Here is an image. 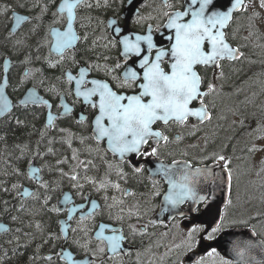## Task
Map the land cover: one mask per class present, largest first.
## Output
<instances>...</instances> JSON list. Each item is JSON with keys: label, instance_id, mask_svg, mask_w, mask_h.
I'll list each match as a JSON object with an SVG mask.
<instances>
[{"label": "snow or ice", "instance_id": "obj_1", "mask_svg": "<svg viewBox=\"0 0 264 264\" xmlns=\"http://www.w3.org/2000/svg\"><path fill=\"white\" fill-rule=\"evenodd\" d=\"M49 5L55 9L52 11V23L44 34V42L48 46L46 59L49 67L56 68L69 61L75 64V52L78 43L82 39H87V35L81 36L77 28L80 22V13L84 8H91L92 5L88 3V0H48V4L41 9V17L49 11ZM105 6H107V0H105ZM166 6L169 5L166 3ZM260 7L264 8V0H260ZM246 8L245 0H230V6L224 10H214L213 0H185V7L182 11L164 14L167 17V23L163 27L173 33L168 37L172 41L168 48H157L153 43L151 34L136 35L134 39L128 35H122L123 29L118 26V18L110 19L107 26L112 30L115 37L110 41V46L117 47L119 45L120 56L123 59L118 61L114 67H104L102 70L105 71L106 75L112 76V79L116 81L117 88H131L133 94L129 95L114 90L107 81L88 79L89 73L93 70L92 65L80 67L75 74L71 70L62 74L66 84L74 85L68 94L74 95L77 101L95 110L94 118L91 121V136L81 138V143H84L85 139L94 142V146L88 149L89 155L93 152L99 154L103 150L104 153L110 152L114 157H118L121 163L129 154H135L137 157L157 158L155 171L150 175L154 188L159 183L157 177L167 185L162 198V212H167L169 208H176L188 200L197 203L206 201L208 196L197 194V186L200 184H210L217 187L227 186L229 190L232 187L231 160L225 155L213 153L210 156H205L201 159L199 166L196 167H193L192 162L187 159H172L170 163L161 160L159 158V145L162 142L165 145L170 142L178 143L183 137L177 135L173 141H170L169 137L163 131L156 130L154 125L159 122L165 126L175 124L183 127L192 122L191 127L196 129L198 125L211 120L212 117L205 98L215 91V87L209 83L207 90H202L203 77L197 68L201 66L204 68H221L222 61L239 59L242 53L229 45L223 29L229 25L234 11L246 10ZM11 19L13 23L9 32L10 37L15 36L22 25L32 23L30 16L15 12ZM80 27L83 25L80 24ZM35 31V26L29 29V32ZM142 43L146 44L149 55L142 56ZM26 46L25 40L16 39L13 49L19 50ZM153 49H155V56L154 59H151L150 54ZM70 53L71 55H69ZM132 57H138L139 60H132ZM166 57L168 58L167 70L165 66H162L166 63ZM30 62L31 59L27 56L21 61L22 64ZM10 66L11 60L4 59L3 72L5 74L8 73ZM96 67L101 68L99 65ZM117 70H119V74L115 75ZM38 71V69L25 68L21 76V84L33 79ZM220 74L223 75L222 72ZM6 86L7 76L5 75L3 82H0V117L10 115L13 108L17 107L42 105L49 110L52 108L49 100L39 96L35 89H29L26 95L14 104L5 94ZM49 91H55V89L52 88ZM57 96L60 98L59 107L62 112L55 115L51 111L48 112L46 129L53 128L55 120L69 115L73 111L72 107L65 102L63 94L57 93ZM86 120L87 117L81 115L78 123L84 124ZM17 123L22 122L18 120ZM61 131L64 130L61 129ZM41 135L43 136L44 133ZM68 143L71 147L70 140ZM102 144L106 145L103 149H101ZM254 150L255 148L249 149V151ZM48 152L55 154L52 148H49ZM36 155L42 156L43 154L37 152ZM183 155L187 156V153H183ZM100 158L103 159L104 157L101 156ZM72 159H77L76 150H73ZM204 161H209V163ZM63 163H66V160L57 161V165ZM128 163L134 173L140 174L145 171L142 165L132 164L130 160ZM90 165L94 166L91 160L80 161L78 167L83 166L87 169ZM108 168L110 170L108 175H110L111 163L108 164ZM45 169L51 171V165L44 164L41 167H36L34 162L29 160L27 171L20 172L18 169L14 171L17 175H22L28 181L35 183L36 191L21 188L18 184H13L12 189H19L17 191V196L20 198L18 211L35 217L44 209H48L57 216L63 215L65 217L57 221L58 232L49 233L43 241L44 244L63 241L67 245L66 248L61 247L60 251L43 257L48 264H57V262L58 264H97L98 256L105 257L100 261V264H113L118 257L126 254L127 250L124 248V243L130 235L133 237L137 233L144 235L148 226L155 223V221H149V225H144L139 230L129 225V232L126 234L122 226L124 210L121 208L119 215H113L111 212V209L122 201H117L115 197H112L113 202L109 204V198L105 195L103 197L105 204L102 206L96 200L83 195L84 184L80 183V175L75 169L71 173H65L62 169H58V171L61 178L68 177L71 188L76 191V195L80 196L83 202L77 204L70 192H61L57 203L48 208L49 202L56 198L55 194L60 191L61 185L59 181L45 180L41 175ZM116 174L121 178L125 175L120 168L116 170ZM84 180L87 184L92 185L96 192H107L110 187L120 191V185L107 178L98 181L95 177L85 176ZM131 194L127 191L124 192L126 196ZM154 195L160 196L161 192L157 190ZM41 199L39 209L29 208L27 201L40 202ZM229 204H231V200L226 202L225 207ZM105 208L109 210L108 218L120 223L121 227L100 223L93 230L90 225H95L96 219L104 216ZM193 210L198 211V209ZM8 211L5 207L4 212ZM134 214L139 215L138 213H128L129 217ZM18 219L19 217L16 215L11 216L13 222ZM225 220L226 216L222 212L215 226L212 227L208 239H212V234L222 230L225 226ZM73 221H75V227L72 226ZM239 223L246 225L248 221L241 220ZM26 227L34 229V232L23 233L28 242L35 239L36 232L41 235L45 232L44 225L39 221L30 220ZM203 230L199 225L189 230V248L192 247L191 242L194 241L195 235ZM21 232L22 229L19 227L12 229L0 222V233L12 234L13 239L17 242ZM69 233L72 235L70 236ZM256 235L257 233L253 229L252 236L255 237ZM7 242L12 243V240ZM19 246L17 243V247ZM39 247L37 246V256L33 257V260L39 258ZM257 249L260 253H264V240L254 242L249 239L244 241L243 245H236L233 249L237 257L235 264H264V258L257 260L254 255ZM15 253L16 249L14 248L13 255ZM7 257L8 253L5 251L0 256V264ZM222 264H234V262L222 260Z\"/></svg>", "mask_w": 264, "mask_h": 264}, {"label": "flooded vegetation", "instance_id": "obj_2", "mask_svg": "<svg viewBox=\"0 0 264 264\" xmlns=\"http://www.w3.org/2000/svg\"><path fill=\"white\" fill-rule=\"evenodd\" d=\"M109 1L110 0L107 1V4H110ZM129 1L131 0H114L111 2L112 8H106V10L102 12V10L104 9H101V7L102 5H105L104 0H88V3H90L92 7L84 8L81 11L80 22L77 25L80 35H87V39H82L78 43L77 50L75 52V64L69 61L65 62L61 66H57L60 73V76L58 77L59 79L53 78L50 81L47 78L45 79V76L41 78L40 69L37 68V65L43 63L35 62L30 58V63L22 64L21 61H23V56H20V58L18 59V56L15 55L16 59H18V62L12 59L13 66L9 72L8 84L9 93L13 88L17 87V85L21 83V76L23 75L25 68H30L33 70L38 69L39 71L36 72L33 79L27 82V85L34 83H38L40 85V93L44 99L49 100V102L52 104V108L50 109V111L54 115L62 112V109L59 107L60 98L59 96H57V93L63 94L65 102L73 109L72 113H70L69 115L55 120V126L50 129L45 128L48 108L40 106L38 108H32L33 110H31L32 113L35 111L40 112L39 117H36L34 115L31 116V120H33L34 123L36 122L37 124L36 128H34V132H37V134L35 135V138L34 136L32 137L33 146L46 149L49 145L55 153L53 155L49 152L46 153V151L39 152L43 155L37 159L38 167L47 164L51 165L52 169L51 171L45 169V171L41 173V175L45 180L59 181L61 185L60 191L55 194L56 198L49 202L48 208H51L52 205L57 203V199L59 198L61 192H70L73 196L74 202L77 204L83 202L81 197L76 195V191L71 188V182L69 181L68 177L61 178L60 172L58 171V169H62L65 173H71V171L75 169L78 173H80V183L84 184L83 195L89 196L91 199L96 200L102 206L105 204V201L103 199L105 195H107L109 198V204L113 202L112 197H115L117 201H122V203H118L116 207L112 208L111 212L113 215H119L121 208L124 210V220L122 226L126 234L129 232V225L139 230L144 225H149V221H153L156 213L158 212L163 193L166 191L167 187L164 181H162L161 179H157L159 177L156 178L159 183L157 184L156 188L153 187L150 171L152 172L154 170L157 158L137 157L135 154H129V156L126 157L125 161L121 163L118 157H114L110 152L104 153L103 150H101L99 154L93 152L91 155H89L88 149L89 147L94 146V142L90 139H85L84 143H81V138H88L91 136V121L94 118L95 110L90 106L77 101L74 95L68 94L69 90L73 88L74 85L66 84L63 81L62 74L67 70H71L73 74H75L80 67H87L88 65H92L93 70L89 73L88 79L104 80L109 82L114 90L121 91L129 95L133 94V89L131 88H117L116 81L112 79V76L106 75L105 71L102 70L104 67H114L118 61L123 59L120 56V46H110V41L115 39V37L112 30L108 28L107 22L110 19L118 18V26L123 29L122 35H128L131 39H134L136 35L151 34L153 43L157 48H168L170 47V44L163 46L164 41L160 36L163 25L167 23V17L164 14L167 12L182 11L184 9V1L167 0L166 2H164L163 0H145L139 6L137 15L128 23V29L126 30L124 29L126 23L122 15ZM166 3L169 6H166ZM97 4H99V6H97ZM27 14L30 15L31 18H33L29 12ZM80 24H82L83 27H80ZM241 24L242 22L240 15L235 16L232 25L236 26V32L241 28ZM25 25H23L21 29L15 34V38L24 37ZM106 45L108 46L106 47ZM141 48L143 49L142 56L149 55V53L147 52L146 44L142 43ZM69 55H71V53ZM154 56L155 49H153L152 53L150 54V58L154 59ZM131 59L139 60L138 57H132ZM165 61V65L162 66H165L167 70V60ZM97 65L101 66V68L98 69L96 67ZM50 69L55 70L56 68ZM114 74L118 75L119 70H117V72ZM212 75H214V73L210 71L208 79H210ZM201 87L202 90L206 89V87ZM52 88H54L55 91H49V89ZM205 99L211 117L213 116L214 118L212 117L210 121H205L203 124L198 125L196 129L191 127L192 122L183 127L177 126L175 124H169L168 126H165L163 123L159 122L154 125V128L156 130L163 131L164 134L169 137L170 141H173L177 135L183 137V139L178 143L170 142L165 145L162 142L159 145V158L165 163H170L172 159H187L192 162L193 167L199 166L200 161L203 157L211 155V146L213 147V144L215 143H219L218 148L215 149L213 147L215 152L225 155L231 160V162L234 160H239L241 158L239 156L240 153L232 150L231 146L235 145V142L237 140L241 138L243 139L245 135H248H243V133L247 129V126L244 125L243 127H238L237 131H235V129L221 128V121L226 117L222 116L224 114L220 115L221 111L217 110L218 107L214 101H211L210 96H207ZM81 115L87 117V120L84 122V124L78 123L79 117ZM228 119L230 120V122L233 121L230 118ZM61 129H63L64 131H61ZM252 132L256 134V129H253ZM41 133H44V135L42 136ZM69 140L71 142V147H69ZM35 141L37 142V146L35 144ZM212 141L215 142L212 144ZM104 147H106V145L102 144L101 149H103ZM73 150H76L77 152L76 160L72 159ZM183 153H187V156H184ZM101 156H103L104 158L101 159ZM58 160H66V163L57 165ZM89 160L92 161V164L94 166L90 165L87 169H85L83 166L78 167L80 161L87 162ZM129 160L132 164H135L137 166L142 165L145 171L140 174L134 173L132 171V167L128 163ZM204 162L209 163V161ZM109 163H111L112 165L110 175H108L110 171L108 168ZM118 168L122 169L125 173L122 178L116 174V170ZM85 176L95 177L98 181L105 178L110 179L113 183H117L120 185V191H116L115 189L110 187L107 192H96L93 190L92 185L85 182ZM25 186L29 187L33 191H36L35 188H37L35 183L31 181L26 182ZM157 190L161 192L160 196L154 195V192ZM125 191L132 194L126 196L124 195ZM41 202L42 199L40 202H33L31 200L27 201L30 209H39ZM206 202L207 201L197 205L195 209H198V211H194V215H197L201 212ZM19 205L20 198L16 193L15 198H13V204L11 206L14 212L16 211V216L21 219L20 214L23 212L18 211ZM186 206L187 204L182 206V208L185 209ZM108 211L109 210L105 208L104 216L98 217L96 219L95 225H90L93 230H95V227H98L100 223H108L114 227H121L120 223L112 221L108 218ZM129 212L138 213L139 215L134 214L129 217ZM40 213L42 214V216H45V218H47L48 222L45 227L44 239H46L49 233L58 232L59 225L57 224V221L60 219H64L65 217L63 215L57 216V214L48 211V209H44ZM187 220L188 218L184 217L181 219H175L169 223L155 222L154 224L148 226L147 232L144 235H140L139 233H137L134 237L130 235L129 239L124 243V247L129 248L130 250L121 257H118L113 262V264H140L137 260V257L149 245L150 241L157 238L159 235L161 236L163 233H166L169 230L173 231L175 230V228H182L183 224ZM72 226H76L75 221L72 222ZM190 229L185 231L189 232ZM186 234L188 236V233ZM69 235L71 236L72 234L69 233ZM10 239L12 240V243L7 242ZM20 241H26L24 236H20L18 242L17 240L13 239V236H2L0 237V249L5 250L13 246V249H16V253L13 256L15 258L20 257L21 259V262L18 264L37 263V259H32L33 257H35V253H37V251L34 250V247H32L30 243L27 244V247L25 249L26 258L24 257V253L19 252V248L15 245L17 243H20ZM40 245L41 248L38 252V256L40 257L38 258L40 264H48V262L45 261L43 257L60 251L61 247H67V245H65L63 241H53L47 244H44L42 242ZM24 248L25 247L23 246L22 250H24ZM27 251L29 252V254ZM73 251L75 250L73 249ZM41 252H43V256L39 255V253ZM148 256H150L151 259L154 258L152 254L148 253ZM207 256L209 257V255ZM103 259H105V257L98 256L97 264H100V261Z\"/></svg>", "mask_w": 264, "mask_h": 264}, {"label": "trees", "instance_id": "obj_3", "mask_svg": "<svg viewBox=\"0 0 264 264\" xmlns=\"http://www.w3.org/2000/svg\"><path fill=\"white\" fill-rule=\"evenodd\" d=\"M112 1L114 0H110V4H107V6L102 5L101 9H104L102 12H104L106 8H112ZM29 2H33V6H39V8L36 7L37 9L27 10L26 5ZM43 4H48V0L38 2L37 0H0V81L2 78L1 63L6 56H10L11 59L16 60L17 62L20 56H23V60L26 56H29L35 62L43 63V61H46L48 64V60L46 59V57H48L47 44L44 42V34L47 31L48 26L52 23V11L55 9L49 5V11L41 17ZM13 9L24 13H28L27 11H29V13L33 16L32 23L25 25V34L22 38L9 36L10 13ZM243 15V25H245V27L242 29L241 33L235 34L230 29L227 34V40L242 51V58L239 62H235L234 64H224L222 67L221 72L223 75L220 74V77L224 79V85L228 84L226 86L228 89L224 91V93L229 96L227 104H221L222 111L223 108L236 111L247 108V111H249L250 106L248 107L245 102L242 106H237V103L235 102L237 101V98L240 100L245 99L246 101H249V97L251 96H254L251 98L258 97V101L264 99V33H262L260 28L257 26L256 17H251L247 12L243 13ZM33 26L36 27V31L29 32V29ZM241 35L242 38L239 40L238 37ZM16 39L25 40L27 46L19 50H14L13 44ZM15 55L18 56V59H16ZM37 66L41 70V78L45 76V78L50 80L59 75L58 69L55 71L51 70L48 65L44 64H39ZM200 72L203 77V81L208 85L207 71L200 70ZM35 86L38 87L39 85L35 84ZM235 90L238 91L235 92ZM238 93L240 94L237 96ZM9 94L12 99L16 100L22 96L23 93L20 92L14 96V94H11L10 91ZM32 115L39 117L40 112L35 111L32 113L29 108H17L14 110L12 115L3 121H0V213H3V215H0V220L4 219L9 224L13 223V221H11V216L16 215V211L14 212L11 205L16 192L19 190H13L12 185L18 184L22 186L28 182L24 176L17 175L14 170L18 169L20 172L27 171L29 160H35L34 157H32V154L35 153V156H37L36 153L38 149L32 144V137L34 136L35 138V135L37 134V132H34V128H36L37 124L31 120ZM12 118L14 120H12ZM18 120L22 123L18 124ZM35 144L37 146L36 141ZM42 151H45V149L39 148V152ZM5 202H7V204H5ZM5 206L9 210L6 213L4 212ZM20 215L22 220L19 219L18 221H21V227L19 228L22 229V232L19 236H24L23 233L28 231L29 228L25 225H27L30 220L33 222L39 221L44 225V227L48 224L47 218L42 216L41 213L35 217L25 212ZM12 229H14L13 225ZM39 234V232H36L35 239L33 240H36L41 244V240L45 237V232L43 233V238H41V235ZM218 234L219 232L213 234L212 239ZM7 236L12 237V234H7ZM19 245V252L21 251L24 253V257L26 258L25 248L22 250L21 247L27 246V243H19ZM15 246H17V244ZM39 246L40 249L41 245ZM5 251H7L8 257L3 260L2 264H18L21 262L20 257L15 258L13 256L11 249H0V256H2ZM35 251H37V248ZM42 254L43 252L39 253V255ZM35 256H37V253H35ZM215 260L216 261H213L210 264H222V260L216 254Z\"/></svg>", "mask_w": 264, "mask_h": 264}, {"label": "rangeland", "instance_id": "obj_4", "mask_svg": "<svg viewBox=\"0 0 264 264\" xmlns=\"http://www.w3.org/2000/svg\"><path fill=\"white\" fill-rule=\"evenodd\" d=\"M38 1L43 0H37V2ZM36 7L39 8V6ZM36 7L33 6V2H29L26 5L27 10L37 9ZM245 11L250 14L251 17H256V24L262 33H264V8L260 7V0H251L249 4L247 3V8ZM242 35L238 37L239 40H241ZM59 76L60 73L54 78H58ZM216 85L217 89L215 93L211 95L215 96L212 97L211 101H214L218 107L217 110L221 111V104L223 103L221 100V91L228 84L224 87V84L221 83V80L217 79ZM237 91L238 90H235V92ZM250 104L251 103H247V105ZM223 111L230 117L235 116L234 112L227 110V108H223ZM220 115H222V113H220ZM256 119L259 121L250 122L251 126L247 127L243 135L247 134L251 130V127L256 129V134L252 132L248 135H245L243 139L241 138L237 140L235 145L231 146L232 150L237 153H242L243 156L239 160H234L231 162V168L233 170V194L231 198V204L224 213L226 220L223 229L236 228L240 226L246 227L252 220L255 223L253 229L259 236L264 238V164H262V161H264V111L256 113ZM238 121L239 119H237V116L233 117L232 122H230L228 118H223L220 127L234 129L238 125ZM214 142L215 141H212V144ZM253 142L255 146H253ZM47 147L48 148L45 149L46 153L48 152L50 146L48 145ZM213 147L215 149L218 148L219 143L213 144ZM253 148H255L254 151L246 152L247 149ZM241 220H247L248 223L246 225L241 224L239 223ZM234 221L235 223H233ZM13 223L15 224V228L21 227V221H16ZM27 232L31 233L34 232V230L29 228ZM186 233L189 232H185L183 229H181L179 232L178 229L175 228V230L171 232L167 231L161 236L159 235L157 238L150 241L149 245L137 257V260L140 264H181L183 258L188 253L194 251V245L192 242V247H188L189 240ZM175 236L179 238L175 240L176 243L173 241V237ZM43 237L44 234L41 235V238ZM43 241L44 238L41 240V242ZM20 243H30L31 246L34 247V250H36V247L40 245L38 241L33 239L30 242L26 240L25 242L20 241ZM26 247L27 246H25V249ZM148 253L152 255L154 254V258L151 259L150 256H148ZM206 260H208L206 263L216 261L215 255H210V259ZM37 264H40L39 259H37Z\"/></svg>", "mask_w": 264, "mask_h": 264}, {"label": "water", "instance_id": "obj_5", "mask_svg": "<svg viewBox=\"0 0 264 264\" xmlns=\"http://www.w3.org/2000/svg\"><path fill=\"white\" fill-rule=\"evenodd\" d=\"M144 1L145 0H131L128 2V4L125 7V10L123 12V15H122V17L126 23L124 29H126V30L128 29V23L137 15L138 8ZM163 1L166 2L167 0H163ZM183 1H184V5H185V0H183ZM247 1L248 0H245V3ZM213 3L215 5L214 10H224L230 6V0H213ZM194 7H196V6H194ZM241 11L242 10L234 11L233 16H234V14L240 13ZM17 14H20V13H17ZM20 15H23V14H20ZM231 21H230V23H231ZM227 27L225 29H223L224 32L227 29ZM170 35H173V33L170 30H168L165 27H164V29L162 28V30L160 32V36L162 37V39L164 41L163 46L171 44L172 41L168 39V37ZM241 57H242V55L239 57V59L229 61V62L238 61L241 59ZM165 60L168 61V58L166 57ZM224 61H228V60H224ZM10 68H11V66H10ZM209 68L214 70V71H217L219 69V68H213V67H209ZM6 76H7V74H6ZM4 78H5V76H4ZM30 89H35V88H30ZM35 91L39 95L38 90L35 89ZM5 94L8 96L7 86L5 89ZM0 118H2V117H0ZM154 171H155V168L152 172H154ZM217 171H219V169H217ZM152 172L150 171V173H152ZM157 179H160V178H157ZM197 194L208 196V199H207L208 202L204 206V208L202 209L200 214L194 216L193 215V211H194L193 209H195V207L198 205V203H201L204 201L197 203V202H193L191 200H188V201H185V203H188V206L183 211H181V206L184 203L179 205L176 208H169V210L167 212H162L161 211V205H160V209L157 213V216L155 217V221H158L160 219L163 222H168V221L173 220L176 217L182 218V217L188 216V217H191L192 220H189L188 222L184 223L183 226L186 229L189 228L190 226H197V225H199L200 227H205V232L203 233V235L200 238V244L198 246L197 252L189 254L185 258L184 264H194L198 259L204 257L209 251L214 250V249L222 256L223 259L228 260V261H233L235 264V262L237 261V257L235 256V253L233 251L234 247L236 245H243V242L246 240H249V239H252L254 242L260 241V239H258L257 236L253 237L252 231L249 229L236 228V229H231V230L222 232V234L213 242H210V243L204 242V237L208 234V232L211 231L212 227L215 226V223L219 219L220 214L225 209L226 202L228 201L229 196H230V190L227 188V186L217 187V186L210 185V184L209 185L200 184L197 186ZM161 204H162V201H161ZM2 234H4V233H0V235H2ZM254 255L256 256L257 260H261L262 258H264V253H260V251L258 249L255 251Z\"/></svg>", "mask_w": 264, "mask_h": 264}, {"label": "bare ground", "instance_id": "obj_6", "mask_svg": "<svg viewBox=\"0 0 264 264\" xmlns=\"http://www.w3.org/2000/svg\"><path fill=\"white\" fill-rule=\"evenodd\" d=\"M101 5V4H100ZM14 75V74H13ZM46 79V78H45ZM17 81V80H16ZM60 83V82H59ZM45 88V87H44ZM60 88V87H59ZM49 96V95H48ZM53 98V97H52ZM45 121V120H44ZM39 123V122H38ZM39 127V126H38ZM37 127V128H38ZM26 129V128H25ZM39 129V128H38ZM20 131V130H19ZM42 131V130H41ZM18 133V132H17ZM32 137V136H31ZM10 139V138H9ZM41 139V138H40ZM28 140V139H27ZM5 145V144H4ZM9 145V144H8ZM62 151V150H61ZM28 153V152H27ZM6 154V153H5ZM32 154V153H31ZM30 156V155H29ZM32 157H33V154H32ZM6 162V161H5ZM73 163V162H72ZM42 165V164H41ZM15 167V166H14ZM101 168V167H100ZM73 169V168H72ZM95 171V170H94ZM68 172V171H67ZM83 172V171H82ZM80 174V173H79ZM15 180V179H14ZM15 182V181H14ZM2 185V184H1ZM69 187V186H68ZM36 189V188H35ZM12 191V190H11ZM1 194V193H0ZM11 196V195H10ZM5 200V199H4ZM8 201V200H7ZM9 202V201H8ZM3 204V203H2ZM13 204V203H12ZM6 207V206H5ZM4 209V208H3ZM142 213V212H141ZM143 215V214H142ZM145 217V216H144ZM15 225V224H14ZM26 226V225H25ZM125 227V226H124ZM241 227V226H240ZM157 234V233H156ZM150 247V246H149ZM148 247V248H149ZM33 249V248H32ZM150 249V248H149ZM150 251V250H149ZM28 252V251H27ZM147 252V251H146ZM155 252V251H154ZM145 253V252H144ZM29 254V252H28ZM154 255V254H153ZM43 256V254H42ZM11 259V258H10ZM8 264V263H7ZM15 264V263H14Z\"/></svg>", "mask_w": 264, "mask_h": 264}]
</instances>
